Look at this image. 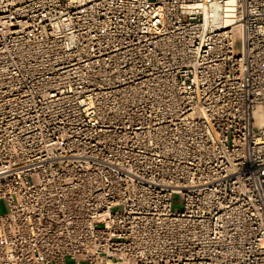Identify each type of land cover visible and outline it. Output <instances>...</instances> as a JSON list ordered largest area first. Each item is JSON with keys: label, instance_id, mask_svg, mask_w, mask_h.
<instances>
[{"label": "built area", "instance_id": "2783aa9c", "mask_svg": "<svg viewBox=\"0 0 264 264\" xmlns=\"http://www.w3.org/2000/svg\"><path fill=\"white\" fill-rule=\"evenodd\" d=\"M1 199L0 264H264V0H0Z\"/></svg>", "mask_w": 264, "mask_h": 264}, {"label": "rangeland", "instance_id": "374dc122", "mask_svg": "<svg viewBox=\"0 0 264 264\" xmlns=\"http://www.w3.org/2000/svg\"><path fill=\"white\" fill-rule=\"evenodd\" d=\"M182 208V200L179 195H175L173 199V209L179 210ZM7 210V203L5 199L0 200V212H5Z\"/></svg>", "mask_w": 264, "mask_h": 264}, {"label": "crops", "instance_id": "0c3cea01", "mask_svg": "<svg viewBox=\"0 0 264 264\" xmlns=\"http://www.w3.org/2000/svg\"><path fill=\"white\" fill-rule=\"evenodd\" d=\"M54 264V263H52ZM64 264H75V261L73 259H67Z\"/></svg>", "mask_w": 264, "mask_h": 264}]
</instances>
